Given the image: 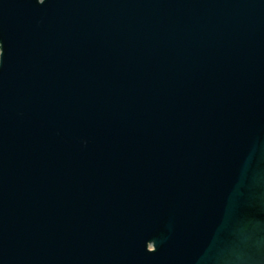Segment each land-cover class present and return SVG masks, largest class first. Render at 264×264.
<instances>
[{
    "label": "water",
    "instance_id": "1",
    "mask_svg": "<svg viewBox=\"0 0 264 264\" xmlns=\"http://www.w3.org/2000/svg\"><path fill=\"white\" fill-rule=\"evenodd\" d=\"M0 264H264V0H0Z\"/></svg>",
    "mask_w": 264,
    "mask_h": 264
}]
</instances>
